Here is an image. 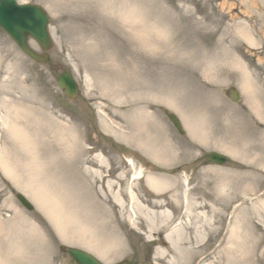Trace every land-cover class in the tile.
I'll return each instance as SVG.
<instances>
[{
  "label": "rangeland",
  "instance_id": "obj_1",
  "mask_svg": "<svg viewBox=\"0 0 264 264\" xmlns=\"http://www.w3.org/2000/svg\"><path fill=\"white\" fill-rule=\"evenodd\" d=\"M18 1L37 3L47 10L54 63L49 66L31 60L0 28V145L8 137L3 123L8 108L23 103L69 125L77 140L72 162L69 167L61 162L55 174L52 168L46 176L72 195L70 207L84 201L89 211L86 217H72L65 232H58L30 197L33 211L20 204L16 194L23 191L0 170V264H75L62 245L96 253L85 245L88 240L93 245L114 243L111 253L99 256L107 264L127 260L131 264H236L233 258L238 254H242L243 264H264V209L259 208L264 201V0H127L145 19L140 25L159 26L161 36L154 49L127 31L114 15L116 0H74L61 3V8L52 0ZM76 26L82 32H76ZM78 33L92 44H80ZM65 69L72 70L81 87L73 100L56 83ZM247 81L251 88L244 85ZM232 89L240 93L237 102L229 97ZM155 94L159 101L154 100ZM169 98L176 102L169 105ZM141 107L169 137L179 154L176 159L165 163L147 160L114 134V127L129 130L126 119ZM167 111L180 118L184 134L168 119ZM243 146L248 149L247 159L238 155ZM80 147L104 152L113 166L108 180L121 192L124 206L116 204L113 191L100 188L105 185L101 180L96 179L93 191L88 188L80 174ZM211 151L228 156V163L208 164L203 155ZM129 155L135 164H145V175L152 170L170 179L177 176L181 193L196 188L194 201L200 205L206 199L219 213L199 208L194 211L199 213L198 219L191 213L184 217L174 213L169 229L185 227L186 231L178 238L163 240L167 227L162 223L161 231L158 229L160 217L151 225L145 222L135 207L137 199L131 200L128 194L133 185L146 203L144 207L154 200L145 175L131 180L134 171L128 165L127 179L117 177ZM92 157V153L86 154L87 160ZM66 159L70 163V156ZM102 172L108 174L106 169ZM221 189L228 197L217 201ZM91 217L93 221L88 220ZM178 221L181 224L175 225ZM90 222L96 239L80 233ZM236 222L241 229V253L236 252L235 236L230 237ZM110 254L112 260L106 262Z\"/></svg>",
  "mask_w": 264,
  "mask_h": 264
},
{
  "label": "bare ground",
  "instance_id": "obj_2",
  "mask_svg": "<svg viewBox=\"0 0 264 264\" xmlns=\"http://www.w3.org/2000/svg\"><path fill=\"white\" fill-rule=\"evenodd\" d=\"M52 1L53 3H57V7H60L62 6L61 3L72 4L74 0ZM126 1L127 0H116L113 6L114 15H118L122 25L127 28V31L132 32V34L134 33L135 36L139 37L147 47L151 46L152 49L156 48V38H160L161 36L159 26L151 23H148V27L140 25V21L143 23L145 19L137 13L134 7L128 6ZM135 29L137 30L134 31ZM75 31L82 32V29L76 26ZM77 41L87 47L89 44H92V41L86 42L85 36L79 33ZM244 85L247 88H251L249 81L244 83ZM154 97V100L159 101L156 99L159 97L158 94H155ZM172 102L175 103L176 100L173 98L166 100V103L169 105H172ZM142 107L137 111L135 110L132 116L129 119H126L125 123H130V126L127 127L129 130L124 129L122 126L121 127L124 130H121V127H114L116 130L114 134L116 136L119 134L122 139L132 146V150L142 154L147 160L167 162L176 159L179 154L173 148L171 140L168 136L163 134L159 128L160 125H158L157 122L154 121V124L148 110H146L145 107ZM8 110L7 116L3 120L5 128L8 129V137L2 140V144L0 145V170L13 183V185H15V187L22 190L26 196L30 197L38 204L44 215L56 225L58 232H65V225L72 217H76V215L81 216L82 214L86 217L89 210L86 206L70 207L68 205L69 198L66 195V191L62 186L52 184V180L48 179L46 174L48 173V170H52V168L55 174L57 165L61 162L67 163L70 166L72 156L75 153L74 144L76 145L77 143V140L73 137L75 134L72 132L71 128H68L69 125H63L61 122H56L50 114H46V112L40 108L26 106V104L23 103L19 106L8 108ZM195 129H197V126ZM192 133L194 135V132ZM7 143H9L10 146L9 149ZM78 151L81 159V177H83L88 183V188L93 191L94 188H97L96 179L101 180L103 175H105L104 172H102V169H106L110 173L113 170V166H111L112 163L105 159L100 152L93 154V148L80 147ZM88 153H92L93 157L91 160L86 159V154ZM238 155L244 159L249 158L248 149L243 146ZM68 156H70V163L68 162V159H66ZM126 160L128 161V164L123 166L122 171L117 175L118 178L126 180L128 177L127 172L131 169L134 171L130 174L131 180L140 179L146 174L145 169L147 168H145L146 166L143 162L135 164L131 155L127 156ZM128 165L130 166L129 170H126ZM145 177L146 184L155 194V197H153L154 200L144 207L143 202L134 192L133 185L129 186L128 194L133 201L137 199L136 201L138 202L135 207H137L139 214L142 215L145 222L147 221L151 225L156 222L158 216L160 217L158 229L161 228L162 223L163 226L167 227L163 234V240L165 241L172 240L173 237L178 238L186 231L185 227L180 229H169V226L173 225L174 213L179 214L180 217L188 216V214L191 213V216H194V218L197 219L199 218V213L194 211L199 208H213L214 214L219 213L216 206L207 203L206 199L205 202H201L200 205L194 201L192 191H195L196 188L192 187L181 193L179 191L180 183L177 181V176L170 179L163 173L152 172V170H150L149 174L145 175ZM103 179H105V177H103ZM106 183L107 185L103 189L106 191H113L112 197L116 204H118L120 208L121 206H124L125 202L121 192L114 189L116 185L111 184V181L109 180ZM170 185L174 192H171V188L165 189ZM199 190L201 191V189ZM182 196L184 197L183 199H181ZM226 196L228 197V194L224 189H221L217 192V196L215 197L217 201H221L222 197L224 198ZM206 197L209 198V196ZM63 201H67V204ZM131 207L133 214L136 215L137 211L136 208H134L133 202ZM259 208L263 211L264 201L260 202ZM201 213L204 215L205 212L203 211ZM167 217L169 219L168 221ZM128 219H131V225L134 226L135 221L133 215H128ZM88 220L93 221V218L91 217ZM180 224L181 222L179 221L175 225ZM150 225L149 228L154 230V226ZM238 225L239 223L236 222L231 229L232 232L230 237L232 238L235 236L236 252L241 253L240 248L242 238L238 237V234L241 231ZM1 229H3V226L0 221V232H2ZM80 233L82 236H85V233H88L89 238L96 239L95 229L92 222L88 223V226H82ZM91 241L92 240L85 241L87 242L85 245L89 246L94 251L96 250L98 253L96 251V253H93L97 257L102 254L104 255L107 252L111 253L113 250L114 243L111 241L101 245L89 244ZM12 245L13 244L10 243V246ZM112 257V254H110L105 258V261L111 262ZM233 260L236 264H243L244 262L242 254H238Z\"/></svg>",
  "mask_w": 264,
  "mask_h": 264
},
{
  "label": "water",
  "instance_id": "obj_3",
  "mask_svg": "<svg viewBox=\"0 0 264 264\" xmlns=\"http://www.w3.org/2000/svg\"><path fill=\"white\" fill-rule=\"evenodd\" d=\"M48 21L46 12L39 5H18L15 0H0V25L31 58L38 62L51 64L52 59L48 53L39 54L28 44V39L31 37L44 51L52 47L53 43L47 27ZM57 83L68 97L74 98L78 94L77 84L69 71L60 73ZM231 97L237 100V92L233 91ZM169 117L182 133L183 130L178 118L174 114H169ZM205 157L217 164L226 162V157L217 152L208 153ZM17 198L27 208H33L24 195L18 193ZM68 253L73 257L76 264H101L93 255L79 249L70 248Z\"/></svg>",
  "mask_w": 264,
  "mask_h": 264
}]
</instances>
